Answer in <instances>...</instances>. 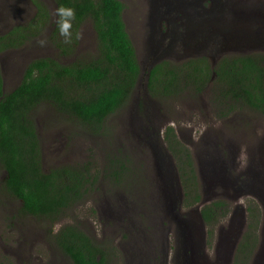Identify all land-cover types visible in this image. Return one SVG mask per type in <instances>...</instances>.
Wrapping results in <instances>:
<instances>
[{
    "label": "rangeland",
    "instance_id": "obj_1",
    "mask_svg": "<svg viewBox=\"0 0 264 264\" xmlns=\"http://www.w3.org/2000/svg\"><path fill=\"white\" fill-rule=\"evenodd\" d=\"M42 1L53 21V0ZM119 1L140 68L129 101L93 131L48 103L34 111L42 168L86 163L95 180L82 202L52 221L21 212L0 166V264H72L53 241L64 225L102 245L108 264H264V115L233 103L223 116L229 105L214 99V79L197 94L154 98L146 88L148 71L161 60L205 56L214 68L222 57L264 54V0ZM34 13L30 0H0V35ZM49 30L0 53L3 92L31 59L68 62L95 50L88 21L70 57L59 56ZM176 149L190 153L195 188L179 178ZM213 201L226 211L205 224L200 209ZM250 210L255 227L248 226ZM248 233L252 248L240 255Z\"/></svg>",
    "mask_w": 264,
    "mask_h": 264
},
{
    "label": "trees",
    "instance_id": "obj_2",
    "mask_svg": "<svg viewBox=\"0 0 264 264\" xmlns=\"http://www.w3.org/2000/svg\"><path fill=\"white\" fill-rule=\"evenodd\" d=\"M30 1L35 7L33 17L25 23H14L0 35V53L20 48L49 27L48 38L59 56L70 57L76 53L80 30L86 21L96 40L92 54L75 56L68 62L51 56L31 59L19 82L7 92H3L0 69V166L5 172V189L20 201L23 214L55 221L63 210L82 202L95 177L86 163L42 168L34 119L36 107L48 103L76 117L92 131L97 130L106 117L129 101L140 68L122 21L121 1L53 0L55 9L64 6L74 11L69 42L59 33L56 10L51 21L49 9L42 0ZM213 79L214 99L228 101L229 108L222 112L223 116L233 109V103L264 115V54L222 57L214 68L205 56L191 57L178 64L161 60L148 71L146 88L154 98L180 95L187 90L197 94ZM174 151L181 158L178 171L182 184L185 189L188 183L195 188L196 172L189 151ZM193 198L197 201L198 194ZM222 206V201H213L201 207L204 223L223 216L226 209ZM256 218L257 214L250 210L248 226L255 227ZM251 238L248 233L239 244L240 255L252 248ZM53 241L72 264H108L103 246L76 226L60 227L53 234Z\"/></svg>",
    "mask_w": 264,
    "mask_h": 264
},
{
    "label": "clouds",
    "instance_id": "obj_3",
    "mask_svg": "<svg viewBox=\"0 0 264 264\" xmlns=\"http://www.w3.org/2000/svg\"><path fill=\"white\" fill-rule=\"evenodd\" d=\"M56 15L58 17L59 33L65 38V42H69L72 36L69 29L71 28V20L74 18V11L70 7L60 6L56 9Z\"/></svg>",
    "mask_w": 264,
    "mask_h": 264
},
{
    "label": "water",
    "instance_id": "obj_4",
    "mask_svg": "<svg viewBox=\"0 0 264 264\" xmlns=\"http://www.w3.org/2000/svg\"><path fill=\"white\" fill-rule=\"evenodd\" d=\"M251 20H252V19H251ZM253 20H254V19H253ZM253 20H252V21H253ZM147 76H148V73H147ZM146 78H147V77H146Z\"/></svg>",
    "mask_w": 264,
    "mask_h": 264
}]
</instances>
